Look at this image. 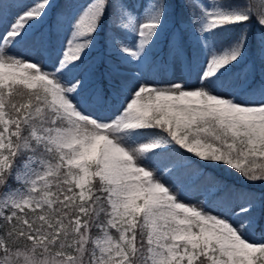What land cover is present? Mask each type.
Instances as JSON below:
<instances>
[{"label":"snow or ice","instance_id":"6c2138e0","mask_svg":"<svg viewBox=\"0 0 264 264\" xmlns=\"http://www.w3.org/2000/svg\"><path fill=\"white\" fill-rule=\"evenodd\" d=\"M0 264H264V0H0Z\"/></svg>","mask_w":264,"mask_h":264}]
</instances>
